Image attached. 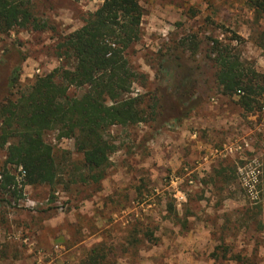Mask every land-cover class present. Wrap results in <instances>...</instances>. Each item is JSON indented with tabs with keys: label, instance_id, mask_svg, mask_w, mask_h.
Masks as SVG:
<instances>
[{
	"label": "rangeland",
	"instance_id": "obj_1",
	"mask_svg": "<svg viewBox=\"0 0 264 264\" xmlns=\"http://www.w3.org/2000/svg\"><path fill=\"white\" fill-rule=\"evenodd\" d=\"M102 1L29 0L48 28L0 33V99L14 68L19 86L57 67V40ZM140 4L141 38L128 49V59L148 78L145 87L136 82L131 94L157 88L163 111L148 123L109 128L117 149L98 184L68 182L63 175L54 189L25 185L15 204H2L0 264H79L100 245L108 251L107 264H264V227L258 225L264 219V114L261 107L246 112L237 95L219 94L217 68L206 57L208 38H218L264 74V51L254 41L264 15L256 18L244 0ZM190 33L198 40L194 54L177 46ZM161 52L175 61L165 75L169 82L159 72ZM182 72L196 80V93L185 103L173 87ZM258 98L263 104L264 93ZM46 140L55 154L69 150L77 158L71 139L58 140L51 131ZM3 160L0 149V170ZM219 168L232 178L216 177ZM12 172L20 186L19 167ZM170 201L179 219L168 212ZM252 211L259 212L257 220ZM147 229L156 243L143 240ZM221 239L242 261L210 256L216 246L221 252Z\"/></svg>",
	"mask_w": 264,
	"mask_h": 264
},
{
	"label": "trees",
	"instance_id": "obj_2",
	"mask_svg": "<svg viewBox=\"0 0 264 264\" xmlns=\"http://www.w3.org/2000/svg\"><path fill=\"white\" fill-rule=\"evenodd\" d=\"M244 1L256 18L264 15V0ZM142 16L140 0H103L87 13L79 27L57 40L54 53L61 60L57 67L19 86L18 67L12 70L9 90L0 99V149L4 152L0 207L15 204L25 185H47L54 189L63 182V175L68 182L98 184L110 165V155L117 149L108 137L109 128L148 123L163 111L157 88L131 94L136 82L145 87L148 78L128 59V49L141 38ZM15 28L43 31L48 26L47 20L33 11L29 0H0V33H9ZM232 38L239 39V36ZM208 39L206 57L217 68V92L223 96H239L238 104L246 112L260 108L262 103L258 97L264 93V74L241 60L230 42ZM254 41L264 51V29L256 33ZM177 46L194 54L198 46L196 34H188ZM165 53H160L157 63L159 72L162 71L165 81L169 82L165 75L175 61L172 55ZM176 66L183 69L180 62ZM180 75L178 73L179 83H174L173 87L179 103H185L196 93V80L189 72ZM51 131L58 140L73 141L76 159L71 158L69 150L55 154L53 145L46 140V134ZM18 167L23 170L20 186L12 172ZM225 170L219 168L214 175L224 180L232 178ZM168 212L173 214L172 218L179 219L172 201L168 202ZM258 213L251 212L256 220ZM258 223L264 227V219H259ZM151 231H141L143 240L156 243L157 238ZM133 241L139 240L134 238ZM226 246L224 244L221 252L216 246L210 256L215 260L236 257L242 261ZM107 257L108 251L103 245L95 246L79 264H107Z\"/></svg>",
	"mask_w": 264,
	"mask_h": 264
},
{
	"label": "built area",
	"instance_id": "obj_3",
	"mask_svg": "<svg viewBox=\"0 0 264 264\" xmlns=\"http://www.w3.org/2000/svg\"><path fill=\"white\" fill-rule=\"evenodd\" d=\"M241 92H239V94H240ZM261 110H262V112H263V114H264V103L262 104V106H261ZM19 171L21 172V174H20V178L22 177V175H23V170L21 169V167H19Z\"/></svg>",
	"mask_w": 264,
	"mask_h": 264
}]
</instances>
